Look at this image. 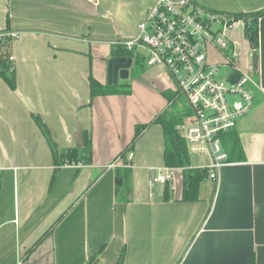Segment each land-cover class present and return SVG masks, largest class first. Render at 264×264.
<instances>
[{
	"label": "crops",
	"instance_id": "0c3cea01",
	"mask_svg": "<svg viewBox=\"0 0 264 264\" xmlns=\"http://www.w3.org/2000/svg\"><path fill=\"white\" fill-rule=\"evenodd\" d=\"M192 1L218 13L264 8V0ZM157 2L0 0V33L15 34L14 88L0 77V264H117L122 253L123 264H264V16L255 59L243 22L226 32L225 79L251 78L253 107L229 131L241 154L230 156L222 136L229 163L185 201L182 170L165 166L154 122L166 111H188L185 122L190 114L170 99L179 93L167 71L144 65L139 77L131 59L128 78L107 83L109 60L124 58L114 46L136 37ZM90 77L117 93L92 98ZM35 117L58 151L80 149L86 134L90 162L56 167ZM118 169L130 172L124 190ZM167 169L170 185L150 186Z\"/></svg>",
	"mask_w": 264,
	"mask_h": 264
},
{
	"label": "built area",
	"instance_id": "2783aa9c",
	"mask_svg": "<svg viewBox=\"0 0 264 264\" xmlns=\"http://www.w3.org/2000/svg\"><path fill=\"white\" fill-rule=\"evenodd\" d=\"M235 23L197 7L191 0H158L139 23L136 37L118 42L142 56L145 66L163 67L172 77L190 112L179 131L183 132L188 155L199 160L191 168L206 170L214 182L219 169L229 163L222 135L235 129L238 120L253 107L250 76L241 73L230 80L221 79L220 66L208 63L210 47L228 49L226 32ZM6 37L13 39L15 34L0 33V40ZM9 61L13 62L12 56ZM172 176V169H167L149 184L170 185Z\"/></svg>",
	"mask_w": 264,
	"mask_h": 264
},
{
	"label": "trees",
	"instance_id": "16d2710c",
	"mask_svg": "<svg viewBox=\"0 0 264 264\" xmlns=\"http://www.w3.org/2000/svg\"><path fill=\"white\" fill-rule=\"evenodd\" d=\"M191 2L195 5L192 0ZM205 10L214 14H220L221 16L226 17V19L230 22H243L245 37L253 51V59H255L258 48V21L264 16V8L257 12L236 14L218 13L209 9ZM11 40L12 39L9 37H6L4 40H0V77L3 78L11 88H14V73L12 69V62L9 61L10 55L8 52ZM112 55L132 59L134 62V72L140 73L143 71V67L145 65L144 59L142 56L136 54L134 50H128L118 43L114 46ZM233 74L232 78L239 76L238 73L234 72ZM89 86L92 98L117 93L112 90V87L102 86L92 77L89 78ZM125 87H122V89L119 88L120 93L127 94L129 92V90L125 89ZM177 97L178 94L174 93L170 99H176ZM187 115L188 111L186 110L177 114H172L171 112L166 111L159 115L154 122L159 123L163 128L165 166L172 169L182 170L183 199L185 201H193L197 198V191L200 182L208 175L206 170L194 169L190 166V156L187 153L185 142L177 128ZM34 120L44 134L52 150L56 167H60L71 162L81 164H87L90 162L91 142L86 134H83V144L80 149H69L61 152L57 150L55 144L51 141L47 128L43 125V123H41L40 119L35 117ZM145 127L146 125H141L136 128L135 139ZM230 134L233 133L227 132L222 135L223 144L226 147L228 154H230V156H233L235 153L241 154L237 137H235V135L231 136ZM129 174L130 172L127 169L116 170V181L119 185H122L123 190L128 188ZM123 258L124 254L122 253L117 264H123Z\"/></svg>",
	"mask_w": 264,
	"mask_h": 264
},
{
	"label": "rangeland",
	"instance_id": "374dc122",
	"mask_svg": "<svg viewBox=\"0 0 264 264\" xmlns=\"http://www.w3.org/2000/svg\"><path fill=\"white\" fill-rule=\"evenodd\" d=\"M220 15V14H219ZM142 54L145 53L144 50L140 49L139 50ZM226 51L227 50H221V51H217L215 50L213 47H210L209 50H208V63L211 64V65H217V66H220V74H219V77L221 79H225V77L230 73V67L228 65V59L226 57ZM231 55L230 52H228V57ZM231 57V56H230ZM149 68L151 67H148V66H145V70H150ZM168 76L170 77L171 81L174 83L172 77L169 75V73L167 72ZM142 74L140 73L139 74V77L141 76ZM131 78V77H130ZM175 85V83H174ZM122 89V87H120ZM178 99H176V102H175V106L178 108L179 111H182V110H185L188 108V103L185 99V97L182 95V94H178ZM183 122L185 123V118L183 119ZM182 125V124H181ZM180 134L183 132L179 131ZM199 163V160L197 157L195 156H190V166L191 167H195L197 166ZM156 185H160L159 183H156Z\"/></svg>",
	"mask_w": 264,
	"mask_h": 264
},
{
	"label": "water",
	"instance_id": "95a60500",
	"mask_svg": "<svg viewBox=\"0 0 264 264\" xmlns=\"http://www.w3.org/2000/svg\"><path fill=\"white\" fill-rule=\"evenodd\" d=\"M132 60L124 58H112L108 62V84H115L118 79L126 80L128 78L129 68ZM121 64V65H120Z\"/></svg>",
	"mask_w": 264,
	"mask_h": 264
}]
</instances>
